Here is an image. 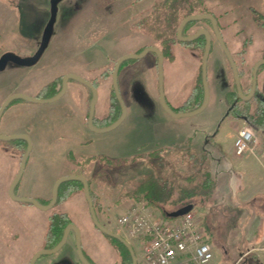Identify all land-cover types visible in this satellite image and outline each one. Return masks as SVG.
I'll use <instances>...</instances> for the list:
<instances>
[{
	"label": "rangeland",
	"instance_id": "374dc122",
	"mask_svg": "<svg viewBox=\"0 0 264 264\" xmlns=\"http://www.w3.org/2000/svg\"><path fill=\"white\" fill-rule=\"evenodd\" d=\"M51 1L0 0V54L16 51L23 58L35 54L51 18ZM154 1L62 0L58 4L52 38L39 62L30 67L10 64L5 72L0 73V106L13 94L36 97L43 87L61 76L75 74L90 78V81L101 80V72L113 67L119 58L141 55L154 46L161 50L157 37L165 29L153 22L155 15L152 8L157 0ZM187 7L194 16H212L217 21L220 16L221 26L218 27L224 31L221 35L235 64L248 69L262 60L264 26L258 23H264V0H189ZM201 29L212 32L210 25L200 20L189 34ZM212 42L207 64L208 104L197 115L176 118L162 108L158 101V68L152 62V53L125 62L118 83L133 102L131 107H126V116L115 130L98 133L87 126L86 97L89 90L74 80H70L66 93L56 102L15 100L4 114L2 130L6 135H13L28 129L33 137L32 152L15 196L32 194L42 206H47L42 193L48 188L50 190L58 179L73 176L80 169L85 173L88 156L92 159L88 160V179L92 181L93 190L102 197L104 206L110 208L108 215L98 212V220L119 234L114 225L115 219L134 203L123 196L124 192L133 191L134 185L146 174L157 172L165 175L161 171L162 164L166 171L175 168V172L184 177L194 173L187 167H180L179 162L185 158L183 149L186 141L191 138L193 152L199 154L208 138V145H205L211 154H205L208 155L217 186L210 196H198L191 202L203 228L210 235L214 252L212 264H251L253 257L248 255V250L264 241V226L253 210L255 202L246 203V197H238L237 194L240 188L245 187L246 177L232 171L233 148L229 145L233 143L234 131L240 128L241 123L229 117L226 99L235 79L228 61L220 55L219 41L213 35ZM243 49H247L245 62L237 55ZM214 51L218 52L216 57ZM212 55L214 59H211ZM199 59L197 57L193 65L187 52L183 58H175L171 66L170 61L164 59L165 97L167 90L174 94L178 87H181L178 89V100L187 95L194 68L197 67L199 72ZM169 71L177 82L169 80ZM112 77L102 81L97 90L95 115L98 117L107 111ZM257 81L259 86H264V72L257 77ZM243 82L247 88L249 77L246 76ZM46 94L40 99H50ZM170 105L173 109L178 106ZM85 140L92 141L86 150L82 147ZM40 142L43 147L38 151ZM0 147L7 148V143L0 141ZM44 147L54 149L44 151ZM160 148L171 150L157 153L155 157L150 155ZM68 151H72L73 155H67ZM49 158H52L51 162L47 161ZM132 158L135 159L130 160ZM19 166L20 160L0 158V256L19 254L18 257H31L41 245L51 214L65 212L78 227L79 236H88V260L91 264H118L115 252L120 249L94 226L88 202H83V192L79 193L82 200H77L75 195L48 210L34 205L24 206L11 198L9 187L20 170ZM198 166L204 167V163L201 161ZM165 177L170 178L171 173L168 172ZM227 178L231 179L230 185ZM262 199L264 194L256 197L257 202ZM178 207L165 208L173 212ZM236 214L240 217L239 221L234 216ZM76 236L73 231L70 232L64 246L52 255L51 264H80ZM134 248L136 251V244ZM6 249L10 251L6 252ZM91 249L105 257L103 263L92 259ZM82 251L86 255L85 243ZM241 257L243 261L239 260Z\"/></svg>",
	"mask_w": 264,
	"mask_h": 264
},
{
	"label": "trees",
	"instance_id": "16d2710c",
	"mask_svg": "<svg viewBox=\"0 0 264 264\" xmlns=\"http://www.w3.org/2000/svg\"><path fill=\"white\" fill-rule=\"evenodd\" d=\"M187 2L189 3V0H157L152 8L154 10V15H155L153 16V22L156 24L157 27L161 28L162 30L165 29L163 33L159 32L160 34L157 37V41L160 42L161 44V50L164 55V59H168L170 62L175 61L174 48L176 45L182 46L184 50L192 54H195L198 58H200L199 60L201 65L199 68V72L197 73L195 83L186 100L183 102L181 106H179L176 109H173L170 106V104L167 102L169 107L173 109V111L176 113L195 111L199 109L205 101L202 62L207 44V39L205 36H201L192 42H183L178 37V29L181 23L187 16L191 15V13H189L188 11ZM205 22L210 26H212L211 21L205 20ZM196 23H198V21L189 22L183 30V36H191L192 34H189V31ZM259 26H264V23L259 22ZM246 52L247 49H243L237 54L240 58H242V62H245ZM211 53H212V49H211ZM152 54L155 56V64L158 68V61H159L158 56L155 53ZM261 59H264V53L262 54ZM125 62L121 65L119 69V83H120L121 75L125 68ZM234 62L236 63L235 60ZM228 64L230 66L232 74L234 75L229 60H228ZM236 66L240 77V81H242L241 82L242 92L245 96H248L252 88V75L255 65H253L248 69L245 68L244 66H238L237 64ZM114 68L115 65L111 68H106L105 70H103L100 74L101 80L94 79L91 81L97 90L101 87L102 81H106L113 76ZM263 72H264V65L259 68L257 77ZM157 73L159 74V70L157 71ZM246 76L249 77V81H250L247 88H245V84L243 82ZM63 78L64 76H61L56 80H54L49 85L43 87L37 97L44 98L43 95H45L47 91H48V95L46 94L47 98H53L56 95H58L61 91V84ZM88 90H89V95L86 100L88 105L87 116H86L87 126L90 116V105L93 100V92L89 88ZM119 91L125 106L131 107L133 100L131 99L130 96H128V93L126 95L123 93L120 84H119ZM226 99H228L227 105H228L229 117L236 120H244L247 124L252 125L256 129V132L258 134L264 135V86H259V83L257 81V87L252 97L246 99L240 97L234 80V84L231 90L228 92ZM18 101L27 102L23 99H18ZM158 101L160 103V100ZM121 116H122V107L114 90V85H112L109 94L107 111L102 117H98L95 115L94 126L99 128H106L116 123ZM217 133L218 131L216 132V134ZM207 140L208 138L205 140V143L202 146V152L199 153L200 155L198 153L193 152L191 138H188V140L186 141L187 143L183 149L185 150V154H184L185 158H183L182 161H180L179 163H180V167L183 168L187 167L189 170L191 169L192 171H194V173H191L188 176L184 177L181 176L180 174L178 175L175 172L176 170L175 168L172 171H166L164 168L165 166L164 167L162 166L164 164L162 165L159 164L160 167H162L161 171L165 173V175H161L160 173L157 172L146 174L143 176V179L140 182L134 185L133 191H126L124 192L123 196L130 199L133 202H142L145 204L147 208L158 211L163 216L170 218L172 217V214L178 211L179 209L184 208L186 206H193L191 200H193L195 197L210 196L214 192L217 186V181L212 175L213 170L210 168V164L208 163L209 160L208 155H206V154H211L205 145V144L208 145V143L206 142ZM90 142L88 141V144H90ZM167 150L170 151L171 149L170 148L156 149L152 151L150 155L155 157L157 153L163 154ZM69 154L73 155L72 151H68V155ZM134 159L135 158H132L130 160H134ZM88 160L89 162L92 161L91 158H88ZM124 161H128V160H124ZM201 161L204 163V167L198 166ZM20 165H21V160H20ZM205 165H207V167ZM168 172L171 173L170 178L165 177L168 175ZM75 175L83 176L84 170L83 169L78 170L75 173ZM88 184L90 188V197L94 204V208L97 216H98V212L99 214L100 212H102V214L105 215L110 214V208L104 206L102 197L96 191L93 190L92 181L90 179H88ZM80 192L84 193V185L82 182L69 181L63 183L59 187V193H58L59 195L56 205L65 203L66 201H68L75 195L79 194ZM50 202L51 199L46 201V204L48 205ZM87 202L89 207V201L87 200ZM21 204L32 205L29 203H21ZM167 206L170 207L179 206V207L175 209L173 212H171L169 210H166L165 207ZM197 220L199 226L203 228L198 218ZM72 224H74V222L67 213L53 212L49 217V224L44 237V248L48 250L54 249L63 239L66 228ZM204 231L206 232L205 229ZM104 236L107 239H109L112 244L116 245L119 249H123L126 251L128 250L118 240L108 236L107 234H104ZM207 236H208V242L211 243V238L209 237L210 236L209 233H207ZM132 263H133L132 257L131 254H129V262L127 264H132Z\"/></svg>",
	"mask_w": 264,
	"mask_h": 264
},
{
	"label": "water",
	"instance_id": "95a60500",
	"mask_svg": "<svg viewBox=\"0 0 264 264\" xmlns=\"http://www.w3.org/2000/svg\"><path fill=\"white\" fill-rule=\"evenodd\" d=\"M61 1L62 0H52L51 1V18H50L48 25H47L44 33H43L41 44H40L38 50L35 52V54L29 58L18 57L12 53L6 54L0 59V71H4L9 62H11L17 66H21V67H30V66H33L39 62V60L41 59L45 50L48 48L50 40L52 38L53 28H54V24L56 22L57 14H58V4ZM200 20H209L212 22L214 33L216 34V37H217L224 53L227 56V59L229 60V62L231 64V67L233 69L235 83H236L240 97L246 98V99L252 97V95H253L256 87H257V74H258L259 68L264 65V59L260 60L254 66L253 75H252V88H251L250 94L248 96H245L242 92V87H241V83H240V77L238 74L237 66L233 60L231 53L229 52L228 48L226 47V44L223 41L221 33L219 32V30L217 28L216 19L212 16H206V15H203V16L189 15L183 20V22L181 23V25L178 29L179 39L183 42H192L201 36H205L207 39V44H206L205 53H204L203 62H202L203 86H204V90H205V101L199 109L192 111V112L176 113L169 107V105L167 104V101H166L165 93H164V74H163L164 56L157 48L150 47V48H147L141 55H138V56L137 55H129V56L121 57L118 59V61L115 64V68H114V72H113V85H114V90L116 92L117 98H118V100L121 104V107H122V116L120 117V119L116 123H114L111 126H108L106 128H97L96 126H94L95 109H96V105L98 102V91L91 82H89L88 80H86V79H84L78 75H75V74H70V75L64 76L63 81H62V89H61L60 93L53 98L44 100V99H40L37 97H30V96L22 94V93H17V94H13V95L9 96L0 108V119L3 116L5 110L10 106V104L13 101L18 100V99H23L27 102H32V103H53V102H56L66 93L69 81L75 80L79 83L84 84L89 89H91V91L93 92V100H92L91 105H90V116H89V120H88L89 128L94 130L95 132H98V133H106V132L115 130L123 122V120L126 116V106L122 100V97H121L120 91H119V83H118L119 69L125 61L131 60V59H140V58L146 56L148 53L157 54L158 59H159V61H158L159 95H160V103H161L162 108L168 114H170L176 118L184 117V116L197 115V114L201 113L202 111H204V109L206 108V106L208 104L209 93H208V85H207V64H208V60H209L211 49H212V36H211L210 32H208L207 30H204V29L199 30L194 35L183 36V30L189 22L200 21ZM22 137H24V136H20V135H14V136H10V137H1L0 136V138L4 139V140H14V139H20ZM25 138L28 141V150H27L25 156L23 157V159L21 160L20 170H19L16 178L14 179V181L11 183V185L9 187V195L11 196V198H13L14 200H16L20 203H29V204L37 206L41 209L48 210V209L53 208L56 205V203L58 201L59 187L63 183L69 182V181L82 182L84 185L85 196H86L87 200L89 201L91 218H92L95 226L104 234H107L108 236H110V237L118 240L119 242H121L128 249L129 253L131 254L132 262H133L132 264H137V257L134 254L133 248L129 244V242L126 241L122 236H120L119 234L109 230L108 228H106L105 226H103L99 222L95 208H94V204H93L91 197H90L89 184H88V181L86 180L85 177L73 175V176H68V177L58 179L53 186L51 202L47 206H42L34 198H25V197H16L15 196L16 187L20 183V180L22 179L28 158H29L31 150H32V143H31L30 138H28V137H25ZM191 207L192 206H186L184 208L179 209L178 211H176L175 213L172 214V217H179V216L183 215L184 213L189 211L191 209ZM71 231H73L77 235L76 236V247H77V252H78V255H79L81 262L83 264H91L88 261V259L85 257V255L82 251L81 237L79 236L80 232H79L78 227L75 224H72L66 228L63 239L54 249H52V250L43 249V250L39 251L34 256V258L32 259L31 264H35L37 259L42 257V256L53 255L54 253L58 252L66 243L68 236H69Z\"/></svg>",
	"mask_w": 264,
	"mask_h": 264
},
{
	"label": "built area",
	"instance_id": "2783aa9c",
	"mask_svg": "<svg viewBox=\"0 0 264 264\" xmlns=\"http://www.w3.org/2000/svg\"><path fill=\"white\" fill-rule=\"evenodd\" d=\"M259 140L256 129L245 123L234 139L235 154L254 152ZM155 212L134 202L115 219L119 234L133 248L137 245V264H212L214 252L193 206L179 217Z\"/></svg>",
	"mask_w": 264,
	"mask_h": 264
},
{
	"label": "crops",
	"instance_id": "0c3cea01",
	"mask_svg": "<svg viewBox=\"0 0 264 264\" xmlns=\"http://www.w3.org/2000/svg\"><path fill=\"white\" fill-rule=\"evenodd\" d=\"M217 23H218V26H221L220 16H219V19H218ZM235 23H233V24H235ZM231 26L234 27V25H231ZM204 30H207V29H204ZM207 31L210 32L209 30H207ZM212 32H214V30H212ZM212 32H210L211 36L213 35ZM221 33L223 35L224 31L222 30ZM233 33L236 34L237 32L234 30ZM248 41L251 42V39H248ZM155 48H157V47H155ZM212 48H213V42H212ZM219 48L221 49L220 50L221 51V54L220 55L221 56L223 55V57L227 60V56L224 53L221 45H219ZM160 51H162V50H160ZM185 52L188 53V56L191 59L190 62L193 63V65H194V63H196L197 56L195 54L189 53L188 51L184 50L183 48H181L179 46H176V48H175V54H176L175 55V58H183V55L185 54ZM217 54H218V52L214 51V53H213L214 57H216ZM213 55H212L211 59L212 58L214 59ZM152 62H154V64H155V58L154 57L152 58ZM173 63L170 62L169 65L170 66L173 65ZM194 69H195L194 70V74L191 76V79H190V82L192 84L188 88L187 95L184 96L181 100H178L179 94H180V91H178V89H181V87H178V89H176L174 87V89H176L175 90L176 93H174V94H172L171 92L168 93V90H167L166 101L169 104H171V103L173 105L174 104H177L178 106H175V105L174 106L176 108H178L186 100V98L188 97V95H189V93H190V91H191V89H192V87H193V85L195 83V79H196V76H197V73H198V68L195 67ZM83 78L86 79V80H88V81L91 80L90 78H87V77H83ZM168 78H169V80H174L175 82H177L174 79V75L172 74L171 71H169ZM155 87H156V85H155ZM168 89H170V88L168 87ZM167 97L169 99H167ZM87 98H88V96L86 97V100H87ZM159 100H160V98H159ZM238 121H240V123H241L240 124L238 122L240 124V128H241L245 124V122L243 120H238ZM243 122H244V124H243ZM238 130H235L234 132L237 134V131ZM236 134H235V136H236ZM216 135L218 136L219 134H216ZM257 135L260 136V140H259V143L257 144L256 149H255L254 152H248L244 156L238 157L235 154L234 141H233L232 144L229 145V147L233 148V155H232L233 156V158H232L233 163H232V167H231L232 171L237 172V173H241V174H243L246 177L245 187L244 188H240L237 191L238 197L245 196L246 198H245L244 202H246V203H250V202H253L254 203L255 202V204L253 206L254 207L253 210L256 211L257 218H259L260 221H262V224L264 226V199H262L259 202L256 201V197L258 195L260 196V195H263L264 194V135H260L258 133H257ZM234 139H235V137H234ZM208 141H209V139L206 142L208 143ZM217 141L220 142L219 138L217 139ZM83 143L84 144H82V145H84V146H82V147L86 150L88 148V141L85 140V141H83ZM91 143L92 142H90V144ZM42 144H43L42 142L38 143V145H39V148L37 149L38 151H40V149L43 147ZM43 149H44V151H45V149L51 151L54 148L53 147H48V148L47 147H44ZM226 152H228V149L227 148H226ZM67 155H68V152H67ZM86 155H88V153H86ZM47 161H50L51 162L52 161V158L47 159ZM85 165H86V170H85V173H84L83 176L88 181V156L86 157V164ZM228 181H229V185H230L231 184V179L230 178H227V182ZM54 184L55 183L53 182V185L51 186V189L50 190L48 188V190L46 189V192L45 193H42L41 197L45 201H48V200H50L52 198V191H53ZM19 197L34 198L32 194H23V195H20ZM75 197L77 198V200L78 199H81V195H79V194H77ZM82 198H83V202L87 201L86 200V196H83ZM24 206H27V205H24ZM238 215H241V214L239 213ZM238 215L236 214L234 216L239 221L240 220V217ZM45 233H46V231H45ZM45 233H44V236H42V242H41V245H40L39 249L33 255H31V257H29V258L27 257V259H26V255H24V256L22 255V256L18 257L19 254H16V256H13L12 254H5L3 257L0 256L1 257L0 258V264H15L16 261H17V259L19 260L17 262V264H28L30 262V259H32L34 257V255H36L39 251L45 249L44 248V237H45ZM262 235L264 236V228L262 229ZM81 241H82V245H83V243L86 244V251H87L86 252V255L87 256L85 255V257L88 259V236H81ZM9 251H10V249H8L6 252H9ZM248 252H250L248 255H250V256L253 257L252 260H251V262H250L251 264H264V241H261V243H259L256 247L255 246H252V248L250 250H248ZM115 253H116L117 260H118V264H127L129 262V254L130 253H129L128 250L126 251V250L120 249V250H117V252H115ZM91 254H92L91 255L92 259L97 260V261L102 262V263L104 262L105 257L102 256V254H100V252H96L95 250H92L91 251ZM51 259H52V255H47V256H44V257L40 258L37 261L36 264H51V262H52ZM239 260L240 261H243L244 259H243V257H241ZM79 263L80 264H83L81 262L80 258H79Z\"/></svg>",
	"mask_w": 264,
	"mask_h": 264
},
{
	"label": "flooded vegetation",
	"instance_id": "af4514ba",
	"mask_svg": "<svg viewBox=\"0 0 264 264\" xmlns=\"http://www.w3.org/2000/svg\"><path fill=\"white\" fill-rule=\"evenodd\" d=\"M254 10V9H253ZM217 20V19H216ZM217 25H218V23H217ZM258 25H259V23H258ZM211 27V30H213V28H212V26H210ZM199 31V30H198ZM197 31V32H198ZM196 32V33H197ZM196 33H194V34H196ZM213 33V36L217 39V37H216V35L214 34V32H212ZM194 34H192V35H194ZM175 49V48H174ZM160 51V50H159ZM161 53H162V51H160ZM9 53H12V54H14V55H16V56H18V57H22L23 58V56L20 54V53H17L16 51H14V52H12V51H6V52H3V53H1L0 54V59L4 56V55H6V54H9ZM163 54V53H162ZM157 55V54H156ZM164 56V55H163ZM154 58H155V56H154ZM10 64H13V63H11V62H9L8 63V65H7V67H6V69L4 70V71H0V73H3V72H5L6 70H7V68H8V66L10 65ZM13 65H15V64H13ZM81 77V76H80ZM83 78V77H82ZM75 81V80H74ZM70 82V81H69ZM61 89H62V84H61ZM37 97V96H36ZM37 98H39V97H37ZM13 103H14V101L10 104V106L9 107H11L12 105H13ZM2 106V105H1ZM1 106H0V108H1ZM8 107V108H9ZM7 108V109H8ZM7 109L5 110V112H4V114L6 113V111H7ZM4 114H3V116L1 117V119H0V136L1 137H10V136H14V135H20V136H24V137H22V138H20V139H14V140H4V139H1L0 138V141H4V142H6L7 143V148H1L0 147V155H1V157L0 158H2V159H8V160H14V159H16V160H22L23 159V157L25 156V154H26V152H27V150H28V141H27V139L25 138V137H28V138H30V140H31V143L33 144V137L32 136H30L29 135V131H28V129H25V131L24 132H22V133H19V134H13V135H6L4 132H3V130H2V127H3V118H4ZM31 152H32V150H31ZM31 154V153H30ZM35 256V255H34ZM36 263H37V261H36ZM28 264H31V262H29Z\"/></svg>",
	"mask_w": 264,
	"mask_h": 264
}]
</instances>
